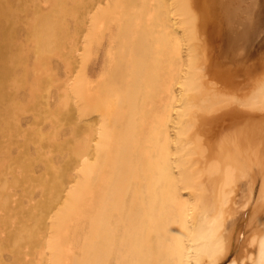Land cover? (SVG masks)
<instances>
[{
  "label": "bare ground",
  "instance_id": "1",
  "mask_svg": "<svg viewBox=\"0 0 264 264\" xmlns=\"http://www.w3.org/2000/svg\"><path fill=\"white\" fill-rule=\"evenodd\" d=\"M263 60L264 0H0V264H264Z\"/></svg>",
  "mask_w": 264,
  "mask_h": 264
},
{
  "label": "rangeland",
  "instance_id": "2",
  "mask_svg": "<svg viewBox=\"0 0 264 264\" xmlns=\"http://www.w3.org/2000/svg\"><path fill=\"white\" fill-rule=\"evenodd\" d=\"M226 60H227V57H224ZM261 63H264V60L261 62ZM232 64H234V63H232ZM258 64H260V62L258 63ZM232 66V65H231ZM59 72H62V70H60ZM231 81H232V79H230ZM69 113H70V111H68ZM51 135H52V132H49ZM70 135H68V134H66V136L65 137H69ZM43 142V141H42ZM43 143H45V142H43ZM30 158V157H29ZM36 200V198H34L33 200H31V202H34ZM12 221H14V220H12ZM7 226H9V225H7ZM8 231V229L6 230V231H4V232H2L1 233V235L0 236H4V234L6 233ZM7 249L8 248H3V250L1 251V253H2V256H6L8 253H7ZM4 263H9L8 261H5Z\"/></svg>",
  "mask_w": 264,
  "mask_h": 264
}]
</instances>
